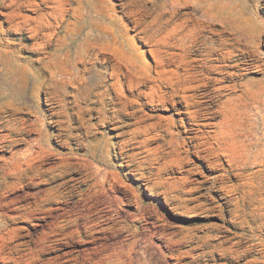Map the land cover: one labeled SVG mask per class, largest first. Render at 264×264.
<instances>
[{
    "label": "rangeland",
    "instance_id": "obj_1",
    "mask_svg": "<svg viewBox=\"0 0 264 264\" xmlns=\"http://www.w3.org/2000/svg\"><path fill=\"white\" fill-rule=\"evenodd\" d=\"M0 264H264V0H0Z\"/></svg>",
    "mask_w": 264,
    "mask_h": 264
}]
</instances>
